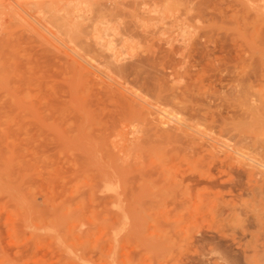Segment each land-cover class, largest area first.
Wrapping results in <instances>:
<instances>
[{"label": "rangeland", "instance_id": "obj_1", "mask_svg": "<svg viewBox=\"0 0 264 264\" xmlns=\"http://www.w3.org/2000/svg\"><path fill=\"white\" fill-rule=\"evenodd\" d=\"M18 1L0 0V264H264V0Z\"/></svg>", "mask_w": 264, "mask_h": 264}, {"label": "bare ground", "instance_id": "obj_2", "mask_svg": "<svg viewBox=\"0 0 264 264\" xmlns=\"http://www.w3.org/2000/svg\"><path fill=\"white\" fill-rule=\"evenodd\" d=\"M18 1V0H17ZM22 1V0H21ZM28 1V0H27ZM43 0H41V1H33V0H29V2H27L28 3V5H27V7L29 8V6H30V8H31V10L34 12V10L35 11H37V13L39 12V13H43L44 12V6H45V4L42 2ZM46 1V0H45ZM51 1V0H50ZM50 1H48L47 0V2H49L50 3ZM2 2V1H1ZM4 2V1H3ZM18 2H20V1H18ZM22 2H24V1H22ZM51 2H55V1H51ZM58 5H59V3H58ZM23 6H25V5H23ZM46 8H48V7H46ZM49 9V8H48ZM53 12H52V11ZM51 10H49V12L51 13H53V14H55L54 12H60V8H59V6H53V4H52V9ZM62 13V12H61ZM13 14H15V13H13ZM36 14V13H35ZM47 14H49V13H47ZM16 16V15H15ZM50 16H51V14H50ZM61 16V15H60ZM63 16V15H62ZM53 17V16H52ZM56 17V16H55ZM7 18V17H6ZM4 19V18H3ZM52 19V18H51ZM53 19H55V18H53ZM7 20V19H6ZM4 21V20H3ZM1 26V25H0ZM4 26V25H3ZM5 27V26H4ZM33 31V30H32ZM2 34V33H1ZM5 35V34H4ZM34 35V34H33ZM122 62V61H121ZM140 63H141V61H140ZM137 64V67H138V65H139V68L140 69H142L143 68V62L141 63V64ZM126 64V63H125ZM136 64V63H135ZM143 64V65H142ZM142 66V68H141V66ZM133 66V64L132 65H124V64H120L119 63V60H116V61H113V62H110L109 63V66H108V68L110 69V72H113V74L115 73L116 75L118 74V75H120V76H124V75H127V76H129L130 75V69H131V67ZM135 66V65H134ZM133 66V67H134ZM136 67V66H135ZM137 67H136V69H137ZM138 68V69H139ZM137 69V70H138ZM139 69V70H140ZM132 71H135V70H132ZM139 72V71H138ZM132 73H134V72H132ZM129 107V106H128ZM129 108H131V107H129ZM83 116V115H82ZM79 120V119H78ZM89 122V121H88ZM77 123H79V122H77ZM76 125V124H75ZM145 125V124H144ZM77 127V126H76ZM86 127V126H85ZM150 128V127H149ZM82 129H84V127L82 128ZM146 129V128H145ZM145 129H142L143 131V133H145L144 131H148L149 132V130L147 129V130H145ZM140 131V130H139ZM138 131V132H139ZM151 132V131H150ZM149 132V133H150ZM140 133V132H139ZM149 133H147V135H149ZM138 136H139V134H137ZM137 135H135V138H136V136ZM146 134H144V135H142V136H145ZM146 135V136H147ZM141 136V137H142ZM179 137H180V134L176 131V130H170V131H156L155 132V134L154 135H152L150 138H153V142H157V144H160V145H162L163 143H168V144H173V143H177L176 145H178V139H179ZM138 138V137H137ZM141 139V138H140ZM139 139V140H140ZM154 139H155V141H154ZM139 140H138V142H139ZM143 141V140H142ZM151 141H152V139H151ZM140 143H141V141H140ZM199 143V142H198ZM156 144V145H157ZM134 147V146H133ZM175 147V146H174ZM191 147V146H190ZM193 147V146H192ZM241 147L242 146H240V145H235V146H233V148H232V150L234 151V152H238V153H240L241 154ZM186 148H187V151H188V149H189V146H186ZM191 150L193 149V148H190ZM113 151V150H112ZM189 152H191L190 150H189ZM194 153V152H193ZM216 155V154H215ZM112 156H114V155H112ZM194 156V155H193ZM110 157H111V155H110ZM215 158V157H214ZM213 158V159H214ZM182 159V157L180 156L179 157V160H181ZM169 161H172L173 162V159L171 158ZM216 161H214V163H215ZM225 164V163H224ZM101 175V174H100ZM104 176L106 177V175L104 174ZM104 176L102 177V178H104ZM110 177V176H109ZM148 177V176H147ZM106 180H108V178L106 179ZM114 181V180H113ZM104 182H106V181H103V184H104ZM111 182V181H110ZM106 183H108V182H106ZM102 184V185H103ZM111 188V187H110ZM115 193V192H114ZM107 194V193H106ZM109 195V194H108ZM123 197V196H122ZM107 198V197H106Z\"/></svg>", "mask_w": 264, "mask_h": 264}]
</instances>
